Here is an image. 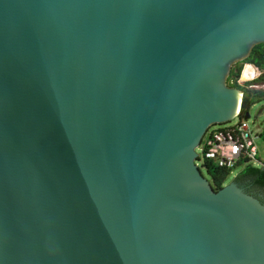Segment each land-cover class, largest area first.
I'll return each instance as SVG.
<instances>
[{"label": "water", "instance_id": "1", "mask_svg": "<svg viewBox=\"0 0 264 264\" xmlns=\"http://www.w3.org/2000/svg\"><path fill=\"white\" fill-rule=\"evenodd\" d=\"M259 42L264 0H0V264H264L195 152Z\"/></svg>", "mask_w": 264, "mask_h": 264}, {"label": "built area", "instance_id": "2", "mask_svg": "<svg viewBox=\"0 0 264 264\" xmlns=\"http://www.w3.org/2000/svg\"><path fill=\"white\" fill-rule=\"evenodd\" d=\"M233 118L225 124L209 126L205 131L199 144L201 163L209 160L217 166L230 169L237 164L251 163L264 169V163L256 159L254 140L257 132L254 127L241 115Z\"/></svg>", "mask_w": 264, "mask_h": 264}, {"label": "trees", "instance_id": "3", "mask_svg": "<svg viewBox=\"0 0 264 264\" xmlns=\"http://www.w3.org/2000/svg\"><path fill=\"white\" fill-rule=\"evenodd\" d=\"M245 63L252 64L261 70V73L255 80L256 82L264 83V42L253 44L248 54L239 61L234 62L229 68L228 74L225 78V82L228 86L236 87L243 91L240 108L241 116L248 112L254 104L260 102L264 97V90L250 89L237 82ZM247 84H251V82H248ZM257 134L264 141V129L258 131ZM242 164H237L236 166H241ZM201 165L204 167L207 174L206 178L214 190H217L224 185L231 171L230 168L217 166L209 160L203 161ZM237 177L242 180L250 181L252 185L264 188V169L254 164L247 163Z\"/></svg>", "mask_w": 264, "mask_h": 264}, {"label": "rangeland", "instance_id": "4", "mask_svg": "<svg viewBox=\"0 0 264 264\" xmlns=\"http://www.w3.org/2000/svg\"><path fill=\"white\" fill-rule=\"evenodd\" d=\"M244 57V56H243ZM243 57L233 61L232 63H230L229 68L234 64V62L239 61L240 59H242ZM247 66V64L245 63L243 65V70L244 68ZM249 66L251 67V71H252V79L249 80H242V73L240 74V76L237 79V82L240 85H244L247 88L250 89H256V90H264V83H260V82H256V78L258 77V75L261 73V70L258 69L257 67L254 68L252 66V64H249ZM229 68L226 72L225 78L228 74ZM225 78H224V84H226L225 82ZM248 82H251V84H247ZM227 85V84H226ZM250 117L247 119L248 123L251 125V127H254L255 131H261L264 129V97L260 102H257L256 104H254L250 110ZM235 118H233L232 120H234ZM231 120V121H232ZM216 125H222V124H216ZM213 126V125H211ZM255 145L257 147V156L256 159L259 160L260 162L264 163V141L262 140V138L257 135L256 139L254 140ZM195 152L197 153L198 158L196 159V164L198 165V167L200 168L201 172L203 173V175L206 177V171L204 169V167L201 165V146H198L195 149ZM246 164H242L241 166H235L234 168L231 169L230 174L226 180V183L235 180V178L237 177V175L243 170V168L245 167ZM257 165V164H256ZM260 166V165H258Z\"/></svg>", "mask_w": 264, "mask_h": 264}, {"label": "flooded vegetation", "instance_id": "5", "mask_svg": "<svg viewBox=\"0 0 264 264\" xmlns=\"http://www.w3.org/2000/svg\"><path fill=\"white\" fill-rule=\"evenodd\" d=\"M250 180V179H249ZM236 183L246 192L254 195L264 203V188L252 185L250 181L235 178Z\"/></svg>", "mask_w": 264, "mask_h": 264}, {"label": "bare ground", "instance_id": "6", "mask_svg": "<svg viewBox=\"0 0 264 264\" xmlns=\"http://www.w3.org/2000/svg\"><path fill=\"white\" fill-rule=\"evenodd\" d=\"M252 76L253 75H252L251 67L249 66V64H247V66L242 71V80L252 79Z\"/></svg>", "mask_w": 264, "mask_h": 264}, {"label": "crops", "instance_id": "7", "mask_svg": "<svg viewBox=\"0 0 264 264\" xmlns=\"http://www.w3.org/2000/svg\"><path fill=\"white\" fill-rule=\"evenodd\" d=\"M254 68H256L254 65H252ZM257 132V131H256ZM258 135V134H257Z\"/></svg>", "mask_w": 264, "mask_h": 264}, {"label": "clouds", "instance_id": "8", "mask_svg": "<svg viewBox=\"0 0 264 264\" xmlns=\"http://www.w3.org/2000/svg\"><path fill=\"white\" fill-rule=\"evenodd\" d=\"M240 115V114H239ZM243 117V116H242Z\"/></svg>", "mask_w": 264, "mask_h": 264}]
</instances>
